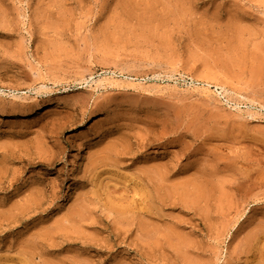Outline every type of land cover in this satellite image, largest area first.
Returning a JSON list of instances; mask_svg holds the SVG:
<instances>
[{
    "label": "rangeland",
    "instance_id": "374dc122",
    "mask_svg": "<svg viewBox=\"0 0 264 264\" xmlns=\"http://www.w3.org/2000/svg\"><path fill=\"white\" fill-rule=\"evenodd\" d=\"M0 104V264H264V0H0Z\"/></svg>",
    "mask_w": 264,
    "mask_h": 264
},
{
    "label": "bare ground",
    "instance_id": "6f19581e",
    "mask_svg": "<svg viewBox=\"0 0 264 264\" xmlns=\"http://www.w3.org/2000/svg\"><path fill=\"white\" fill-rule=\"evenodd\" d=\"M16 89H17V88H16ZM223 89H224V88H223ZM14 90H15V89H14ZM15 91H16V90H15ZM224 91H225V93H226V90H225V89H224ZM1 94H2V93H1ZM23 94H24V93H23ZM7 96H8V95H7ZM2 97H3V96H2ZM11 98L14 99V100H20V101L23 100V99H27L26 97H22L21 95H20V96H17L16 94L11 95ZM12 101H13V100H12ZM15 103H16V102H15ZM23 104H25V103H23ZM7 105H8V104H7ZM13 105H14V104H13ZM0 106H2V105L0 104ZM19 106H20V105H18V107H19ZM23 106H24V105H23ZM8 107L11 108L12 106L10 107V106L8 105ZM20 107H22V106H20ZM3 108H4V105H3ZM3 108H0V109H2L1 112H3V114H4L3 116L8 115V114H5V113H4L5 111H3ZM13 108H15V107H13ZM11 110H13V109L11 108ZM13 111H14V110H13ZM11 112H12V111H11ZM25 112H26V113L24 114V117H26V116L32 114V113H30L29 111H25ZM13 113H16V112H13ZM1 116H2V115H1ZM22 116H23V115H22ZM148 125H149V124H148ZM153 125H154V124H152V127H153ZM154 128H155V127H154ZM149 129H151L150 126H149ZM153 130H154V129H153ZM148 132L150 133L149 130H148ZM151 133H152V132H151ZM151 133H150V134H151ZM157 133H158V132H157ZM152 135H154V134H152ZM161 135H162V133H161ZM161 135L158 136V138H160V140L163 139V137H162V139H161V137H160ZM154 136H156V135H154ZM156 137H157V136H156ZM152 138H153V137H152ZM153 139H154V138H153ZM153 139H152V140H153ZM145 140H147V139H145ZM137 141H138V140H137ZM135 142H136V141H135ZM140 142H141V141H140ZM143 142H144V141H142V144H143ZM147 142H148V140H147ZM136 143H137V142H136ZM145 143H146V142H145ZM145 143H144L143 145H145ZM149 143H150V142H149ZM139 144H140V143H139ZM139 144H137V145L140 146ZM146 144H147V143H146ZM138 146H137V147H138ZM166 146H167V145H166ZM140 147H141V146H140ZM117 151H118V150L115 151V154H116ZM138 151H139V150H138ZM118 154H119V153H117V155H118ZM119 156L121 157V155H119ZM115 157H116V156H115ZM119 159H120V158H119ZM157 168H158V167H157ZM163 168H164V167H163ZM164 169H165V168H164ZM153 170H154V169H153ZM158 170H160V168H159ZM144 172H145V171H144ZM146 174H147V172H146ZM166 174H167V173H166ZM147 175H148V174H147ZM150 181H151V180H150ZM154 197H157V196H154ZM151 198H152V196H151Z\"/></svg>",
    "mask_w": 264,
    "mask_h": 264
}]
</instances>
